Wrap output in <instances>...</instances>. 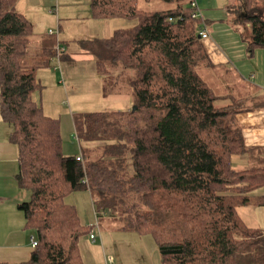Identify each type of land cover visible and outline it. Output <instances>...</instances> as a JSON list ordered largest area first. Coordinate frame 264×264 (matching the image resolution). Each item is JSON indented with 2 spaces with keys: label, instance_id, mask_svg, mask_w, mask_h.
Segmentation results:
<instances>
[{
  "label": "trees",
  "instance_id": "trees-1",
  "mask_svg": "<svg viewBox=\"0 0 264 264\" xmlns=\"http://www.w3.org/2000/svg\"><path fill=\"white\" fill-rule=\"evenodd\" d=\"M20 1L0 0V90L19 151L17 185L30 193L19 210L38 240L24 264H84L79 242L94 226L66 204L77 192L89 193L99 223L151 235L164 263L264 264V231L238 213L264 188V160L245 144L239 102L222 104L199 72L209 60L190 0H161L178 7L156 13L140 12L138 0H88L95 20L135 23L80 46L101 75L134 73L127 86L137 109L74 119L88 148L73 157L63 155L60 120L34 100L43 90L38 71L72 58L55 34L34 36ZM239 2L232 10L251 26V48H264V0ZM246 155L250 165L238 169L234 160ZM258 201L264 206V196Z\"/></svg>",
  "mask_w": 264,
  "mask_h": 264
},
{
  "label": "crops",
  "instance_id": "crops-1",
  "mask_svg": "<svg viewBox=\"0 0 264 264\" xmlns=\"http://www.w3.org/2000/svg\"><path fill=\"white\" fill-rule=\"evenodd\" d=\"M57 2L56 12L62 18L59 24L62 32L65 28L61 21L78 23L83 25L81 29L91 28L98 32L97 36H91L90 39L73 40L76 51L80 53L69 54L67 43L71 41L59 40L67 45L65 53L70 55L74 64L79 61L78 55L82 54H85V57L80 61L95 64L94 57L81 48V42L109 39L112 36L108 35L135 26L134 22L126 20H95L88 0ZM239 4V0L200 1L202 25L209 32V38L202 40V45L209 62L203 65L199 72L221 98L222 104L227 105L233 100L239 102L237 121L242 128L245 144L254 150L255 159L261 161L264 160V48H251V26L240 22L234 15L235 10H232ZM177 7L176 3L168 4L161 0H138L140 12H167ZM212 75L219 81L216 88L207 80V77ZM39 82L41 83L40 80ZM133 103L132 100L129 102L127 111L132 110ZM10 135V129L1 117L0 90V264H24L30 261L34 252L32 239L38 240L35 232L27 227L25 216L19 210L22 203L30 200V193L17 185L19 151L18 147L10 142ZM249 161V156L246 155L235 159L234 164L238 169H246L250 165ZM263 196L264 188L254 192L249 205L239 209V216L247 228L264 231V206L259 205L258 201Z\"/></svg>",
  "mask_w": 264,
  "mask_h": 264
},
{
  "label": "rangeland",
  "instance_id": "rangeland-1",
  "mask_svg": "<svg viewBox=\"0 0 264 264\" xmlns=\"http://www.w3.org/2000/svg\"><path fill=\"white\" fill-rule=\"evenodd\" d=\"M20 3L17 10L32 23L34 36H47L53 32L58 40L71 41L67 43L69 54L80 53L76 51L73 40L90 39L98 34L91 28L81 29L83 25L68 21H61L65 28L62 32L59 27L62 18L56 12L57 0H23ZM84 57L85 54L78 55L79 61L75 64L68 58L61 64L55 60L51 68L39 70L37 76L43 90L34 95V100L40 101L47 116L60 120L65 157L80 156L81 150L88 148L81 140L80 132L76 131L74 119L79 125L86 114L113 110L130 112L127 111L128 104L131 100L134 101L127 86V78L135 77L134 73L129 72L123 76L119 70L111 69L109 74L101 75L96 73V64L80 61ZM106 67L110 68V65ZM207 78L212 87L219 86L215 75ZM134 107L133 103L131 108ZM7 127L12 132L11 126ZM65 202L76 207L80 221L86 229L94 226L96 243L90 240V234L83 236L79 242L84 264H105L107 259H112L114 264H169L163 262L156 241L151 235L121 232L120 222L110 218H101L99 223L89 193H73ZM99 224L101 227L97 228Z\"/></svg>",
  "mask_w": 264,
  "mask_h": 264
},
{
  "label": "built area",
  "instance_id": "built-area-1",
  "mask_svg": "<svg viewBox=\"0 0 264 264\" xmlns=\"http://www.w3.org/2000/svg\"><path fill=\"white\" fill-rule=\"evenodd\" d=\"M190 9L192 10V18L193 19H203V14L200 8V1L199 0H190ZM172 21V20H171ZM51 35H54L53 32L50 33ZM199 37L201 40H206L209 38V32L206 27H203L199 30ZM80 159H78L79 161ZM98 228V226H97ZM90 240L95 243L96 242V236L94 234V230L90 234ZM37 246V241L35 239H32V247L35 248ZM105 264H114V261L112 259H107Z\"/></svg>",
  "mask_w": 264,
  "mask_h": 264
},
{
  "label": "water",
  "instance_id": "water-1",
  "mask_svg": "<svg viewBox=\"0 0 264 264\" xmlns=\"http://www.w3.org/2000/svg\"><path fill=\"white\" fill-rule=\"evenodd\" d=\"M136 109H137V107H134V108H133V111H135Z\"/></svg>",
  "mask_w": 264,
  "mask_h": 264
}]
</instances>
